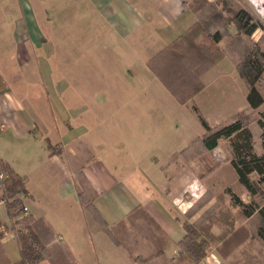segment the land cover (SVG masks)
Listing matches in <instances>:
<instances>
[{"label":"crops","instance_id":"0c3cea01","mask_svg":"<svg viewBox=\"0 0 264 264\" xmlns=\"http://www.w3.org/2000/svg\"><path fill=\"white\" fill-rule=\"evenodd\" d=\"M189 1L89 0L94 17L87 27L90 39L82 47L85 53L96 49L87 56L82 76H66L65 104L50 98L54 89L38 88L33 49L42 46V31L38 29V41L35 28L20 22L11 41L0 40V159L25 177L28 195H19L27 208L23 214L43 218L53 243L65 247L74 264H234L240 256L254 259L245 246L249 240L227 257L210 245L198 263L180 259L183 222L196 221L212 205L213 187L223 181L215 152L222 140L196 157L177 155L183 147L171 146V126L153 118L154 105L139 102V89L129 81L153 74L148 59L196 24ZM23 3L18 0L19 6ZM7 5L0 0V11ZM7 79L16 86L7 88ZM142 92L148 94L146 88ZM246 103L236 106L235 114L253 110ZM204 133L202 127L192 139ZM82 190L105 224L84 207ZM199 199L205 201L186 215ZM13 219L0 203V264L21 259Z\"/></svg>","mask_w":264,"mask_h":264},{"label":"trees","instance_id":"16d2710c","mask_svg":"<svg viewBox=\"0 0 264 264\" xmlns=\"http://www.w3.org/2000/svg\"><path fill=\"white\" fill-rule=\"evenodd\" d=\"M197 4L209 5L214 12L212 17L217 22L222 20L223 12L230 13L227 16L226 23L235 24L236 37L243 44H245L243 36L251 35L260 27V22L243 8L231 10L223 3L218 8L215 2L207 0H195L194 5L189 2L188 7L202 22V33L209 45L200 44V46L195 47L189 43L187 35L196 25L194 24L190 31L188 30L178 36L147 61V65L153 74L180 102L187 101L202 89L203 84L200 81V76L212 68L224 54L222 52L216 59H210L211 46L215 45L225 35V30L219 27H209V24L201 18ZM235 67L248 87L246 101L249 107L252 109L257 108L264 101L256 86V83L262 78L264 53L257 47L248 48L240 60L235 61ZM185 91L188 92V95L184 94ZM194 110L197 113L199 112L196 106H194ZM198 115L205 133L193 140L188 147L181 150L177 155H181L186 159L188 157L193 158L213 149L221 140H228L231 148L230 164L237 175L236 184L242 188L243 192L247 193L249 200L244 201L233 186H228L223 194L215 197V202L196 221H184L182 224L184 235L178 242L182 252L180 259L188 258L198 263L205 257L207 246L209 244L213 245L219 237H222L220 239H224L228 245L226 246L227 250L236 248L250 235H247V229L242 225L235 228L234 222L252 217L256 218L252 237L264 248V112H261L255 120L258 126L257 132H254L249 126L247 120L249 117L244 111L235 114L228 122L215 126H211L200 113ZM253 133L259 135L257 143L254 140ZM0 172L6 175L4 195L7 201H5V204L10 218H14L12 228L21 253V259L10 264H38L45 260L50 264H74L65 247L53 243L52 231L43 218L23 214L24 204L19 195H28L25 187V177L16 173L1 159ZM85 193V190L80 192V199L84 207L89 208L101 223L105 224L93 206L91 197ZM225 194L229 197L231 207L236 210L234 213L229 212L227 207V209H223L217 202ZM196 209L197 206L186 213L189 216ZM212 224L220 229V235L212 232Z\"/></svg>","mask_w":264,"mask_h":264},{"label":"rangeland","instance_id":"374dc122","mask_svg":"<svg viewBox=\"0 0 264 264\" xmlns=\"http://www.w3.org/2000/svg\"><path fill=\"white\" fill-rule=\"evenodd\" d=\"M7 2L9 3V5H7L8 7L4 6V9L0 11V40H3V42L11 41L13 39L12 31L20 22L23 25L27 24L30 28H35L33 33L38 35V41V29L42 31L44 35L43 44L40 48L37 46L33 49V51L37 53L36 57L38 60V88H46L49 93H52L51 90L54 89L55 92H53L50 98H57V102L65 104L68 97L66 76L69 73L73 75L72 72L75 73V76H82L87 66L85 62L88 61L87 56L91 55V51H95L96 49V47H93L90 49L89 53H85V48L82 47L90 39L89 28L87 27L94 17L89 0H23L24 3L22 5L24 9L21 7L22 5L19 6L18 0H7ZM189 2L194 5L195 0H190ZM215 3L218 8H220L223 3L231 10L237 8L247 10L254 19L260 22V27L251 35L243 36L245 40V44H243L236 37L237 29L235 24L226 23L227 16H229L230 13L223 12L222 20L217 22L212 17L214 12L209 5H196L197 8H199L201 18L209 24V27H219L225 30V35L210 48V59H216L222 52L224 54L216 62V66L218 67L213 66L207 70L203 77V82L200 79L203 87L194 95L195 97L193 96L185 102H180L152 73L145 77L129 80L131 86L139 89V102H148L154 105L152 113L153 118L167 121L168 125L171 126L170 136L172 147L175 146L174 144L178 143H180V149L182 147L183 149L188 147V145L195 140V138H192L202 131L203 126L198 113L205 117L211 125H217L218 123H224L229 120V118L238 111L236 106L246 103L245 92L247 85L244 80H239L235 61L238 62L241 56L247 52L248 48L257 47L264 53V8L261 9V7L264 6V0H218ZM105 26L107 29H110V27H107V24ZM30 34L31 32L28 33V36H30ZM187 40L195 47L200 46V44L209 45L202 33V22H200L198 18L196 25L187 35ZM76 43L78 45H76ZM73 44L80 50H75ZM12 84L15 85L14 80L7 79V88H12ZM256 86L264 98V68L262 71V78L256 83ZM143 88L148 90L146 96L142 92ZM244 88L245 92L243 94L242 90ZM184 94L188 95V92L185 91ZM193 105L197 106L198 113L193 109ZM243 111L249 117L247 119L249 121V126H251L254 132H257L258 126L255 120L261 112H264V103L263 105L261 104L259 109L254 108L253 110L247 109ZM247 120L245 121L246 123ZM254 140L256 143L259 141V135H257V133L254 134ZM215 152H217V165L223 179V181L219 182L220 185L213 187L217 191L216 196L223 194L224 190L228 187L226 184H228L229 186H233L235 191L240 194L244 200H249V198L246 197V193L243 192L238 184L231 183L234 177H232V170L229 164L231 159V148L228 140H222ZM207 196L208 195H206V197ZM206 197L204 199H206ZM221 198V200L217 201L219 202V206L223 209L228 208L229 212L234 213L236 210L231 207L228 195L225 194V196H221ZM203 200H197L193 207L200 206ZM34 201L37 202L36 199ZM190 209L188 211H190ZM192 213L190 215H192ZM186 215H188V213ZM255 222V217L234 222L235 228L238 225H242L247 229L246 233L248 236L250 235V237L245 240H249L245 246L254 253V259L250 256V261H243L242 256H240L233 262L234 264H264V248L252 237ZM212 225L211 229L215 232L218 230L216 235H220V229L215 224ZM220 238L222 237H219L211 246L217 254L222 257H227L235 248L227 250L226 246L228 245L225 243L224 239ZM242 243L237 247L242 245Z\"/></svg>","mask_w":264,"mask_h":264},{"label":"built area","instance_id":"2783aa9c","mask_svg":"<svg viewBox=\"0 0 264 264\" xmlns=\"http://www.w3.org/2000/svg\"><path fill=\"white\" fill-rule=\"evenodd\" d=\"M264 8L261 7V9ZM6 178V175L2 172H0V203H5L7 201L5 195H4V180ZM24 212L27 210L26 206L23 207Z\"/></svg>","mask_w":264,"mask_h":264}]
</instances>
